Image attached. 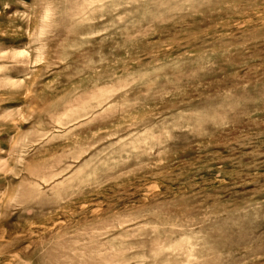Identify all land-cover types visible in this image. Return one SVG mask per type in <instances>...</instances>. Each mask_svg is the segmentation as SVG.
<instances>
[{
	"label": "rangeland",
	"instance_id": "1",
	"mask_svg": "<svg viewBox=\"0 0 264 264\" xmlns=\"http://www.w3.org/2000/svg\"><path fill=\"white\" fill-rule=\"evenodd\" d=\"M263 217L264 0H0V264H264Z\"/></svg>",
	"mask_w": 264,
	"mask_h": 264
},
{
	"label": "bare ground",
	"instance_id": "2",
	"mask_svg": "<svg viewBox=\"0 0 264 264\" xmlns=\"http://www.w3.org/2000/svg\"><path fill=\"white\" fill-rule=\"evenodd\" d=\"M45 17V16H44ZM260 216V215H259ZM257 218V217H256ZM264 218V217H263ZM154 221V220H153ZM152 221V222H153ZM159 223V222H158ZM159 224H161V223H159ZM159 226V225H158ZM156 228H157V226H155ZM60 233V232H59ZM56 234V233H55ZM50 235H53V234H50ZM228 236V235H227ZM52 238H54V236H52ZM8 241V240H7ZM6 241V242H7ZM151 241V240H150ZM15 242V241H14ZM190 242V241H189ZM47 244H49L48 242H46ZM207 243V242H206ZM228 243V242H227ZM12 244V243H11ZM16 244V243H15ZM192 244V243H191ZM2 245V244H1ZM21 245V244H20ZM45 245V244H44ZM199 245V244H198ZM197 245V246H198ZM46 246V245H45ZM8 247V246H7ZM43 247V246H42ZM45 248V247H44ZM44 248H43V251H44ZM18 249H20V248H18ZM27 249V248H26ZM225 249V248H224ZM224 249L223 250H221V251H224ZM229 249V248H228ZM232 250H233V248H232ZM237 250V249H236ZM42 251V252H43ZM194 249H193V247H188L186 250H184L183 251V254L186 256V260L187 261H189V259H190V257L191 256H194L195 254H194ZM234 251V250H233ZM159 252V249L157 248V247H155V248H153L152 249V253L154 254V255H156L157 253ZM215 252H217V251H215ZM217 253H219V252H217ZM36 254V253H35ZM38 254H40L39 252L36 254V255H38ZM42 254V253H41ZM46 254V253H45ZM202 254H204L203 252H200L199 253V256H201ZM214 254V253H213ZM236 254V253H235ZM36 255H35V257H36ZM43 255V254H42ZM212 255V254H211ZM34 256V255H33ZM43 256H46V255H43ZM31 257V256H30ZM39 257V256H38ZM42 257V256H41ZM40 257V258H41ZM187 257H188V259H187ZM249 257V256H248ZM194 258V257H193ZM205 258V257H204ZM34 259V258H33ZM38 259V258H37ZM43 259V258H42ZM250 259V258H249ZM254 259V258H253ZM19 260V259H18ZM244 260V259H243ZM166 261V260H165ZM195 261H196V258H195ZM249 261V260H248ZM18 262H20V261H17V264H18ZM41 262V261H40ZM47 262V261H46ZM242 262V261H241ZM29 263V262H28ZM191 263V262H190ZM189 263V264H190ZM243 263V262H242ZM165 264V263H164Z\"/></svg>",
	"mask_w": 264,
	"mask_h": 264
}]
</instances>
